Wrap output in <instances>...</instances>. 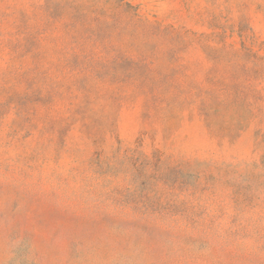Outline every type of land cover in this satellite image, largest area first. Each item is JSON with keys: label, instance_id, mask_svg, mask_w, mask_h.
Instances as JSON below:
<instances>
[{"label": "rangeland", "instance_id": "1", "mask_svg": "<svg viewBox=\"0 0 264 264\" xmlns=\"http://www.w3.org/2000/svg\"><path fill=\"white\" fill-rule=\"evenodd\" d=\"M0 264H264V0H0Z\"/></svg>", "mask_w": 264, "mask_h": 264}]
</instances>
